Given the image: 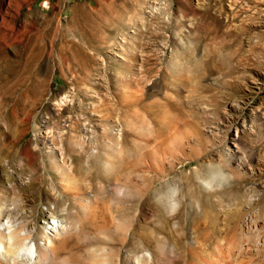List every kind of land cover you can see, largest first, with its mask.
<instances>
[{
  "label": "rangeland",
  "instance_id": "rangeland-1",
  "mask_svg": "<svg viewBox=\"0 0 264 264\" xmlns=\"http://www.w3.org/2000/svg\"><path fill=\"white\" fill-rule=\"evenodd\" d=\"M54 219L55 261L264 264V0H0L24 264Z\"/></svg>",
  "mask_w": 264,
  "mask_h": 264
},
{
  "label": "bare ground",
  "instance_id": "bare-ground-1",
  "mask_svg": "<svg viewBox=\"0 0 264 264\" xmlns=\"http://www.w3.org/2000/svg\"><path fill=\"white\" fill-rule=\"evenodd\" d=\"M62 221L54 219L52 225L48 227L54 231V232H51L50 235L46 234V237H49L51 241L49 240L50 241V242H48L49 245L46 246V251L44 253L41 251L42 253L39 252L37 256H34V258H33V255H31V259H30L31 264H78V263L71 262V261H69V259H65V258L64 259H58V261H55V259H57V258H55V256H56L55 255V252H56L55 247L57 245L55 246L53 244V241H55L56 238H57L56 240L61 239L62 233L65 232V230L67 229V226ZM17 233H19V232H17ZM18 236H19V234H16V232L14 233V231L11 230V226L8 225V222L3 223V221H2V223H0V264H24L22 259L24 256L26 257L27 253L25 252L24 247L22 248L20 246L21 243H19L20 245L18 244L21 248H18V251L16 249V251H17L16 253L14 251L12 252V248H13L12 242L16 239H19ZM53 238H54V240H53ZM59 241H61V240H58L57 244L61 245L62 243L60 244ZM20 242H22V239ZM98 242L99 243H105V241H102V239H99ZM42 247H44V246H42ZM27 250L30 251L29 253L31 254L32 248L30 247V249H27ZM57 251H59V250H57ZM107 251H108L107 248H103V252H107ZM224 256H225V254H224ZM225 257H223V258H225ZM205 261H206V264H214L211 261L210 262L207 260H205ZM27 264H30V263H27ZM79 264H84V263H79ZM194 264H198V263H194ZM218 264H220V263H218Z\"/></svg>",
  "mask_w": 264,
  "mask_h": 264
},
{
  "label": "built area",
  "instance_id": "built-area-1",
  "mask_svg": "<svg viewBox=\"0 0 264 264\" xmlns=\"http://www.w3.org/2000/svg\"><path fill=\"white\" fill-rule=\"evenodd\" d=\"M51 232H54L53 230H51L50 228H47V231L45 232V234H48V235H50L51 234Z\"/></svg>",
  "mask_w": 264,
  "mask_h": 264
}]
</instances>
